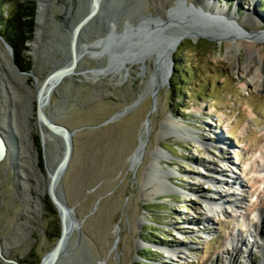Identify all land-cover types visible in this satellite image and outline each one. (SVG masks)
<instances>
[{
    "label": "rangeland",
    "instance_id": "obj_1",
    "mask_svg": "<svg viewBox=\"0 0 264 264\" xmlns=\"http://www.w3.org/2000/svg\"><path fill=\"white\" fill-rule=\"evenodd\" d=\"M1 1L6 19L13 0ZM18 1L36 3V29L21 47L22 66L30 65L29 88L0 58V127L5 132L13 128L16 151L0 164V245L6 248L1 252L20 264H42L56 246L61 220L48 193L38 208L30 202L28 165L43 188L64 144L54 134L45 142L34 92L69 61L71 30L90 12L91 0H46L40 19L39 0ZM215 2L235 12L247 29L256 30L253 24L264 29V0ZM175 3L188 9V4L200 10L205 6L201 0H102L82 45L93 46L111 28L121 33L130 23L134 33L139 25L145 29L131 40V52L162 50L161 39L151 40L150 33L156 28L159 37H167L177 31L157 17L175 9ZM1 36L0 51L16 64L14 51L9 52ZM93 50L100 51L88 48L80 74L56 89L46 109L56 123L75 131V153L60 192L75 209L80 228L59 264H260L264 204L257 196L264 191V181L259 186L264 167L256 172L255 166L261 164L257 155L264 147V62L258 54L227 48L225 42L187 39L173 56L183 76L175 78L177 86L171 82L174 66L166 86L150 88L149 70L157 57L143 66L86 75L82 72L100 68L109 59L94 56ZM153 78L158 80L156 74ZM129 107L122 119L103 125ZM167 119L176 123L178 136L168 135L174 126ZM141 142L145 149L140 159L133 155ZM151 163L162 171L158 176L153 168L148 174ZM236 201L242 208L234 214L231 205ZM240 233L250 243L234 251L230 239ZM144 250L153 260L144 258ZM0 264H7L1 256Z\"/></svg>",
    "mask_w": 264,
    "mask_h": 264
},
{
    "label": "water",
    "instance_id": "obj_2",
    "mask_svg": "<svg viewBox=\"0 0 264 264\" xmlns=\"http://www.w3.org/2000/svg\"><path fill=\"white\" fill-rule=\"evenodd\" d=\"M188 6L192 11L198 13L199 15L204 14L202 10L197 9L193 4H188ZM101 7H102V0H91L90 12L85 17H83L71 30L70 42H69V53H70L69 61L63 64L62 66L56 68L54 71H52L46 77L38 92V99H37L36 111H35L37 120L41 121L52 134L62 137V140L64 142L61 159L57 163L55 167V171L53 172L49 183V198L52 204L54 205V207H58L61 210L60 212V210L55 208L59 213L61 220V235L54 249L44 257L42 264H59L61 259L67 253L69 247V241L73 233L80 228L79 222L75 219L76 216L75 209L68 204L66 198L60 192L62 188V181L66 176L67 171L70 168L75 153V142H74L75 131L70 130L67 126L63 124L56 123L54 119L48 115L46 109L49 105V102L52 99L51 96L56 93L57 88L64 85V82L67 79L71 78L74 75L80 74L81 61L85 55L89 54L88 48L91 47L100 49L98 53L96 52L93 54L94 56L101 55V56H106L109 59L106 61L105 65H103L106 66V68L101 69L103 68V66H101L100 68H94L92 70H88L87 73L89 74L98 76V74L102 75V73L106 70H111V72H119L120 70L124 69V66L128 64V62L134 56L147 57L148 55H156L158 59L157 63L154 64V68H153L154 69L153 71L155 72L158 79L157 82L161 80L162 76L165 73V49H166L165 38L169 37L170 35L167 37H159L157 31L158 29L156 28H153V30L150 33L151 40L154 41L155 39L157 40L158 38L161 39L160 43L163 44L162 50H155L149 52L148 51L131 52V40L133 38H137L138 35L142 33L145 29L141 24L142 25L141 28H139L140 26L139 25L137 32L134 33L130 23L124 26L123 31L121 33L117 32L116 28L115 29L111 28L110 30H108L106 34H104L103 37H97L95 39L96 41L93 44V46L82 45V40L84 39V35L85 33L89 32L88 27L90 23L97 19ZM148 18H152V16ZM154 19H157V17L156 18L154 17ZM185 20L186 19L184 18V22H183V20L181 21L180 19L177 18V20H175L176 22L173 23L174 24L173 26H167L168 24L166 22L163 23V26L177 27L178 31L180 30V32L184 33V35L178 40V42H180L181 40H183L184 42L187 39L197 40L194 39L193 37V35L195 34L199 35V39H206L209 41L217 42L216 38L210 37L213 34L210 33L208 28L199 27L200 30H204L207 32L205 35L195 32H194L195 34H192L191 31H184L186 28L187 30L192 29L194 31L195 28H198V26L192 21L188 20L186 22ZM1 39L3 40L9 52L12 54L13 50L9 45V43L6 40H4L2 36ZM174 39L171 38V41H173ZM116 51H119V53L117 55H114ZM14 65L19 73L28 74L26 72H22L17 64ZM174 66H175L174 58H171V68H170L171 74H173L174 72ZM127 71L128 70H126V72ZM77 82H81V80H78ZM169 82L170 81L168 80V83ZM152 94L156 98V95L154 93ZM131 108L132 107H129L126 109V111L115 114L113 117L107 120L103 125L119 121L126 115V113ZM154 110L155 107L153 111ZM10 136L12 140L11 142L13 143L14 141L13 139L15 138V136L14 134L13 135L11 134ZM13 146L15 147L14 143ZM144 149H145V143L141 142L140 146L135 151L133 157L139 156L141 159L144 155ZM13 151L14 152L10 153L9 142L5 139L4 135L0 131V164L6 161V159L10 157L11 154L13 153L15 154L16 151L15 150ZM0 256L4 259V261L7 264H20L16 260L9 259L3 252H1V245H0Z\"/></svg>",
    "mask_w": 264,
    "mask_h": 264
},
{
    "label": "bare ground",
    "instance_id": "obj_3",
    "mask_svg": "<svg viewBox=\"0 0 264 264\" xmlns=\"http://www.w3.org/2000/svg\"><path fill=\"white\" fill-rule=\"evenodd\" d=\"M215 1H217V0H201V5H203V4L205 5V6H203V9H201L204 12L203 15H199L198 13L192 11L190 8L188 9L187 7H185L184 4L179 3V4L176 5V8L173 9L171 12L165 11L164 14H161V15H159L157 17L163 18V20L168 25L176 22L175 20H177V18L180 19L181 21L183 20V22H184V18L186 19L185 20L186 22L188 20H190L193 23H195L198 26V28H195V31L192 30V29H188L187 30V28H186L184 31H191L192 34L199 33V34L205 35L207 32L204 31V30H200L199 27L208 28L210 33L213 34L210 37L216 38V40H217V42L219 44H223L225 42L226 45H227V48L237 47L239 50L240 49H244V50L248 51L251 54L257 53L258 56H259V60L263 63L264 62V52H262V48H264V29H257V26H255V24H253V28H255L256 30L251 31L250 29H247V27H245L243 23H240L239 21H237L238 20V16H237V14L235 12H231L229 9L222 8L219 5V3H216ZM219 2H220V0H219ZM45 3H46V0H39V10H40L39 19H40L41 14L43 13L44 8L46 6ZM194 6H195V4H194ZM152 18H154V17H152ZM183 35H184V33L180 32V30L179 31L177 30L173 34H171L169 37L165 38V46H166L165 47L166 48L165 49V73L162 76L161 80L159 82H157V80L153 78V75H155V73L153 71L154 69H150L149 70L150 71L149 72V76H148V82H147L148 85L150 86V88L151 87H154V88L159 87V88H161V87H164V86H166L168 84V80H170L171 76H172V74L170 73L171 58H173L175 52L178 50V48L182 44L183 40H181L180 42H178V40ZM227 36H228V38H227ZM229 36L232 37V38H229ZM193 37H194V39H197V40L199 39V35L198 34L193 35ZM235 37L239 38V40L236 41V42H233L232 40H230V39H234ZM171 38L172 39L175 38V39L173 41H171ZM96 52L98 53L99 51H94L93 50V54L96 53ZM96 56H100V55H96ZM154 57L156 58V55H148L147 57L134 56L133 58H131V60L126 65L143 66L149 61L153 62L155 60ZM0 58L2 59V62L4 64V66H5V68L8 69L9 73L14 75L15 78H17L23 85L26 86V88H29L28 85H27V81L29 80V76L30 75L19 73L17 71L14 63L9 59L10 57L8 58V56L5 53L1 52ZM152 58H154V59H152ZM157 61H158V59H157ZM104 68H106V66H104L101 69H104ZM82 73H84L86 75L89 74L87 72H82ZM109 73H113V72H111V70H106L102 74L103 75H107ZM89 75H91V74H89ZM39 90H40V88L38 89V91L34 92V100H35L36 103H37V99H38ZM166 123L174 126V130L172 132L168 133V135L169 136H175V134L177 133V130H179V128L175 125L176 123H174L171 119H167ZM37 125L40 128V130L42 131V133L45 134V142H46L48 134H52V133L46 128V126L41 121L38 120L37 121ZM12 129L13 128L10 126V130L11 131L5 132L0 127V131L4 135L5 139L9 142L10 153L14 152L13 149H12V147H13L12 144L13 143L11 142L12 140H11V136H10L11 134L12 135L14 134V131ZM44 134H42V135H44ZM56 136L58 138L62 139V137H60L58 135H56ZM63 144H64V142H63ZM63 147H62V150H63ZM160 157H161V154L157 153L156 154V158L160 159ZM257 160L261 164L258 165V166H255V169H256V172H261L260 171L261 167H259V166H262V168L264 167V147H263V149L260 150L259 154L257 155ZM28 166H29V178H30V182H32V192H31L32 195H31L30 202L33 203L35 206H37L36 208H38L40 206V201L42 200V198L47 193L49 194V183H50V180H51V176H52L53 172L55 171V168L53 170L52 169H48V173H49L48 183H45V186L43 188H41L40 187V180L37 177V175L34 173L33 165H31L29 163ZM152 168L154 169V172L157 174V176L159 175L160 172H162L160 169L154 167V163H151L150 164V171H149L148 174H152L153 173V170H151ZM148 170H149V168H148ZM263 172L264 171H262V173ZM164 174H165L166 178L169 179L168 173L165 172ZM263 181H264V177L259 181V184H260L259 186L260 187H261V184H262ZM234 182L236 183L237 179H235ZM255 182H257V181L255 180ZM257 191L258 190H256V192ZM257 197L258 198L260 197L261 201H263V204H264V191L263 192L260 191V194ZM215 206H217V205H215ZM231 207L236 209V210H234V214L238 213V211H240L239 209L242 208L239 201L233 202ZM255 207H257L255 210H259L260 209V207H258V206H255ZM55 208L60 210L58 207H55ZM210 208H209V211L211 213H214L215 211H212V209H210ZM60 212H61V210H60ZM260 214H261L260 217L262 218V222H264V219H263L264 218V214H263V212L260 213ZM247 242L250 243L249 239L247 238V236L244 235V233H242V234L240 233V235H238V236L232 235L231 239H230V244L232 245V249L234 251H237V250L239 251V248L241 249L243 246H245V244ZM256 244H258V239L255 238L253 245L255 246ZM1 249L4 252L6 251L5 250L6 248L4 246H2ZM238 253H237V256L231 255L230 256V261H235L237 259L238 255H239ZM250 255H251V251H250ZM250 262H251V260H250ZM260 264H264V259L260 262Z\"/></svg>",
    "mask_w": 264,
    "mask_h": 264
},
{
    "label": "trees",
    "instance_id": "obj_4",
    "mask_svg": "<svg viewBox=\"0 0 264 264\" xmlns=\"http://www.w3.org/2000/svg\"><path fill=\"white\" fill-rule=\"evenodd\" d=\"M5 2L0 0V5H3ZM11 15H9L6 19L4 15H2V11H0V35H2L9 45L12 47L15 54V63L19 66L22 71L29 72L30 65L22 66V57L24 56L21 53V47L25 46L27 42H29L36 29V15H37V6L34 1H26L21 3L18 0H13L10 3ZM176 62L178 59L175 58ZM180 67L178 63L175 66V77L173 78L172 85H176V77H180V73H178ZM180 76H179V75ZM183 77V76H181ZM61 235V234H60ZM60 235L58 236L60 238ZM153 235V233H152ZM151 236H147L150 238ZM144 258L148 261L153 260V256L150 251L144 250ZM141 264H150L143 262Z\"/></svg>",
    "mask_w": 264,
    "mask_h": 264
}]
</instances>
